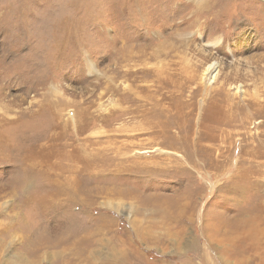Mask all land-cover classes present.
<instances>
[{
    "label": "rangeland",
    "instance_id": "1",
    "mask_svg": "<svg viewBox=\"0 0 264 264\" xmlns=\"http://www.w3.org/2000/svg\"><path fill=\"white\" fill-rule=\"evenodd\" d=\"M188 2L156 35L90 24L112 42L59 82L87 11L46 76L0 58V264H264V0Z\"/></svg>",
    "mask_w": 264,
    "mask_h": 264
},
{
    "label": "clouds",
    "instance_id": "2",
    "mask_svg": "<svg viewBox=\"0 0 264 264\" xmlns=\"http://www.w3.org/2000/svg\"><path fill=\"white\" fill-rule=\"evenodd\" d=\"M217 2L218 0H207L200 15L207 16ZM178 4L186 5L180 15L191 7L188 0H47L45 7L36 9L32 6V0H0V26L9 29L7 36L15 43L13 48L9 41L4 39V46L0 48V58H5L10 50L28 43L31 47L23 54L26 58L23 74L35 79L46 76L49 72L48 53L53 47L61 44L59 25L65 18L67 8L73 6L87 11L89 23L82 34L75 36L72 53L59 62L56 75L58 81V70L67 58L91 52H105V49L97 47V44L101 41L112 42L113 37L96 34L91 30L90 24L114 21L112 24L114 28L132 24L148 27L156 35L161 32L162 26L169 25L177 19L178 16L172 19L169 17ZM30 14L34 18H31ZM206 20H203L201 25ZM16 59L19 57L13 60Z\"/></svg>",
    "mask_w": 264,
    "mask_h": 264
},
{
    "label": "bare ground",
    "instance_id": "3",
    "mask_svg": "<svg viewBox=\"0 0 264 264\" xmlns=\"http://www.w3.org/2000/svg\"><path fill=\"white\" fill-rule=\"evenodd\" d=\"M218 63L215 61V62H211L207 65L206 69H205V74L208 75V79L210 81H212V79H214V77L216 76L217 74V71H218Z\"/></svg>",
    "mask_w": 264,
    "mask_h": 264
}]
</instances>
